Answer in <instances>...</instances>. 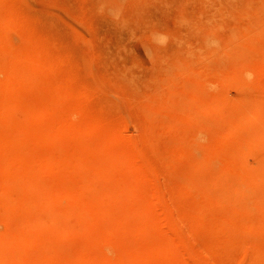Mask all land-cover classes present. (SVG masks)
Masks as SVG:
<instances>
[{
    "label": "rangeland",
    "instance_id": "374dc122",
    "mask_svg": "<svg viewBox=\"0 0 264 264\" xmlns=\"http://www.w3.org/2000/svg\"><path fill=\"white\" fill-rule=\"evenodd\" d=\"M0 264H264V0H0Z\"/></svg>",
    "mask_w": 264,
    "mask_h": 264
}]
</instances>
